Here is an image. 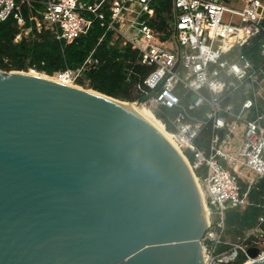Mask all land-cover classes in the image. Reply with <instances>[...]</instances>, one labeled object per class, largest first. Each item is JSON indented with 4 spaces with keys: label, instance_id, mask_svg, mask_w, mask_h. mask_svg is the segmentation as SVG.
Returning <instances> with one entry per match:
<instances>
[{
    "label": "water",
    "instance_id": "obj_1",
    "mask_svg": "<svg viewBox=\"0 0 264 264\" xmlns=\"http://www.w3.org/2000/svg\"><path fill=\"white\" fill-rule=\"evenodd\" d=\"M51 78L0 70V264H203L195 178L139 105L155 91L130 107Z\"/></svg>",
    "mask_w": 264,
    "mask_h": 264
},
{
    "label": "built area",
    "instance_id": "obj_2",
    "mask_svg": "<svg viewBox=\"0 0 264 264\" xmlns=\"http://www.w3.org/2000/svg\"><path fill=\"white\" fill-rule=\"evenodd\" d=\"M151 1L0 0V22L14 18L20 30L16 42L23 31H30L23 28V7L39 4L41 23L54 30L58 41L71 43L98 22L104 36L112 34L113 43L136 50L138 61L153 68L137 86L144 90L141 96L155 91L144 104L152 112L161 107L173 110V117L167 120L172 128L169 133L181 152L194 158L189 162L191 172L208 211L209 226L200 239L203 264H230L241 254L247 263L251 261L247 256L250 247L259 249L257 259L261 260L264 250L259 241L263 235L251 233L229 241L225 239L224 218L228 209L247 205L230 164L235 166L241 160L254 175L248 187L256 177H264V41L259 65L237 51L264 32V0H238V5L232 0H172L174 21L165 40L148 24L154 15ZM93 53L79 67L52 77L62 84L77 85L85 71L97 65ZM206 128L210 137L199 146L197 141ZM230 142H235L236 151ZM250 235L254 239L250 240ZM221 246L226 248L219 251Z\"/></svg>",
    "mask_w": 264,
    "mask_h": 264
},
{
    "label": "trees",
    "instance_id": "obj_3",
    "mask_svg": "<svg viewBox=\"0 0 264 264\" xmlns=\"http://www.w3.org/2000/svg\"><path fill=\"white\" fill-rule=\"evenodd\" d=\"M151 8L154 11L153 18L148 21L149 26L161 34V40L170 37L174 9L172 0H152ZM41 10L39 4L33 8L23 7L25 23L23 28L30 29L27 36L14 41L20 30L14 18L10 17L0 22V70L29 71L35 70L52 77L55 73L67 68H77L94 50L93 57L98 61L94 68L85 71L77 85L102 93L114 99L126 102H135L142 95V90L137 86L151 73L152 67L141 64L138 61L137 51L132 50L129 45L121 46L120 42H112V34L104 36V29L98 22L93 23L89 32L80 36L71 43L58 41L54 30L41 23L37 11ZM33 17L32 21L28 17ZM264 24V19H263ZM102 41L98 44L99 38ZM264 41V32L251 39L249 44L238 52L244 54L254 65H259L262 60L259 50ZM154 116L166 124L168 132L172 131L167 120L174 115L173 110L163 107L155 109ZM210 129L202 130L197 144L200 146L202 140H208ZM186 158L190 163L194 158L186 152ZM203 174V170L199 171ZM240 195L246 194L247 205L244 208L228 209L225 212V239L230 234L233 241L242 239L245 235L255 229H259L264 237V177H256L255 183L248 187L239 182ZM228 233V234H227ZM254 237H250V240ZM228 240V239H227ZM221 246L218 250H224ZM246 258L241 254L237 260L230 264H244Z\"/></svg>",
    "mask_w": 264,
    "mask_h": 264
},
{
    "label": "rangeland",
    "instance_id": "obj_4",
    "mask_svg": "<svg viewBox=\"0 0 264 264\" xmlns=\"http://www.w3.org/2000/svg\"><path fill=\"white\" fill-rule=\"evenodd\" d=\"M27 35H28V33L26 34L23 31L21 37L27 36ZM149 110L152 112L151 108H149ZM230 144H231V147H232V151H236L235 142H230ZM235 158H236L235 154H232L233 161H235ZM230 166H231V172L237 176L238 181L243 183V184H246L248 186V183L250 182V180L252 178H254V175L246 167L243 166L242 161L238 160V162H236L235 166L232 165V164H230ZM246 200H247V198H246ZM251 233H253L255 236H260L262 234V232L260 230L255 229V230H252V231L248 232L245 235V238L247 237L248 234H251ZM250 236H252V235H250ZM226 238L229 241L233 240V238H232V236L230 234H228ZM263 241H264V237L261 238V240L259 241V245L264 250V242Z\"/></svg>",
    "mask_w": 264,
    "mask_h": 264
},
{
    "label": "bare ground",
    "instance_id": "obj_5",
    "mask_svg": "<svg viewBox=\"0 0 264 264\" xmlns=\"http://www.w3.org/2000/svg\"><path fill=\"white\" fill-rule=\"evenodd\" d=\"M35 75V74H34ZM42 75H39V76H37V77H40V78H43V77H41ZM44 79V78H43ZM50 81H52V82H56V83H58V81H56L54 78H51L50 79ZM62 84V83H61ZM63 85H65V86H68V87H72V88H78V87H76L77 85H73V84H63ZM79 86V85H78ZM78 89H80V88H78ZM118 102H120V103H122V104H125V105H128V106H130V107H135L136 105H137V102H126V101H120V100H118ZM140 105V107L144 110V112L147 114V116L148 117H150L161 129H162V131L168 136V138L173 142V144L178 148V150H179V152H180V154L184 157V159H185V161L187 162V164H188V166H189V168H190V170H191V165H190V163H189V161H188V159L186 158V156L181 152V150H180V148L178 147V145L173 141V138H172V136H171V134L167 131V129H166V127H165V125L163 124V122H161V120H159V119H157L155 116H154V114L149 110V108L145 105V104H139ZM197 184V183H196ZM197 186H198V184H197ZM198 189H199V192H200V195H201V199H202V202H203V205H204V208H205V211H206V216H207V218H208V211H207V209H206V207H205V203H204V194H203V192H202V190L199 188V186H198ZM249 263H251V261H249V262H247L246 264H249Z\"/></svg>",
    "mask_w": 264,
    "mask_h": 264
},
{
    "label": "crops",
    "instance_id": "obj_6",
    "mask_svg": "<svg viewBox=\"0 0 264 264\" xmlns=\"http://www.w3.org/2000/svg\"><path fill=\"white\" fill-rule=\"evenodd\" d=\"M232 3L238 5V0H232Z\"/></svg>",
    "mask_w": 264,
    "mask_h": 264
}]
</instances>
